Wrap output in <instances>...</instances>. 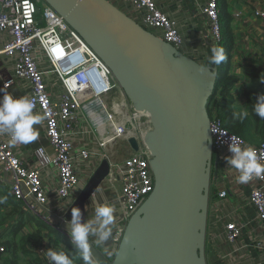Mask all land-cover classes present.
Wrapping results in <instances>:
<instances>
[{
    "label": "built area",
    "instance_id": "obj_1",
    "mask_svg": "<svg viewBox=\"0 0 264 264\" xmlns=\"http://www.w3.org/2000/svg\"><path fill=\"white\" fill-rule=\"evenodd\" d=\"M114 1H129L136 13L132 18L136 23L181 51L184 41L175 23L156 9L152 0ZM202 14L214 48L220 46L223 39L218 0H208ZM255 15L264 21V11ZM0 56L12 64L11 79L3 87L9 88L15 83L28 85L27 97L35 104L34 113L44 116V135L53 152L50 156L43 147L35 149L36 167L29 169L15 153L24 144H12L9 134H0V167L6 173V178L2 176V179L9 181L10 195L29 218L73 244L69 233L51 218V215L62 218L68 207L62 213L49 209L48 191L41 172L47 167L53 168L57 178L56 198L72 203L101 161L106 160L108 174L86 205L85 223L91 222L93 228H97L95 208L105 204L114 207L112 237L104 244H97L96 236L89 239L106 259L111 260L129 218L153 190L150 154L143 141L150 130L149 116L133 109L110 70L44 0H0ZM51 75L58 79L63 89L59 100H55L48 89ZM209 118L212 150L220 159L231 156L228 146L234 137L243 142L242 146L255 148L264 164V141L252 145L230 133L213 108H210ZM80 126L85 127L92 142L77 149L73 137ZM130 139H135L137 151L129 146ZM84 165L88 166V172L82 174ZM242 184L249 187V204L256 213L258 227L264 230V177H253ZM226 196L225 189L217 193L219 200ZM208 226L209 220L207 236ZM241 232V227L227 223L219 237L234 244ZM44 242L36 245L34 252L43 264H52L47 257L52 245ZM254 247L264 252V244L257 242ZM5 252L0 243V257Z\"/></svg>",
    "mask_w": 264,
    "mask_h": 264
},
{
    "label": "water",
    "instance_id": "obj_2",
    "mask_svg": "<svg viewBox=\"0 0 264 264\" xmlns=\"http://www.w3.org/2000/svg\"><path fill=\"white\" fill-rule=\"evenodd\" d=\"M44 2L110 70L133 109L150 119L143 141L153 190L129 218L111 260L89 240L96 264H207L209 191L220 163L212 150L207 106L219 66L186 56L109 0ZM128 143L138 150L135 139ZM108 170L102 160L63 217L51 215L52 220L69 233L71 208L77 207L85 223L86 205Z\"/></svg>",
    "mask_w": 264,
    "mask_h": 264
},
{
    "label": "crops",
    "instance_id": "obj_3",
    "mask_svg": "<svg viewBox=\"0 0 264 264\" xmlns=\"http://www.w3.org/2000/svg\"><path fill=\"white\" fill-rule=\"evenodd\" d=\"M109 1L131 18L136 16L129 1ZM152 1L156 9L175 23V28L184 41L181 52L200 64L214 65L210 63L214 44L208 36V24L202 14V8L206 6L208 0ZM218 9L222 26L229 30L228 43L230 45L226 54L227 59L219 67L221 72L226 70L228 75L235 79L230 90L233 100L231 108L236 115L240 116L247 112L246 93L264 94V82H262L264 79V21L255 15L256 12L264 11V0H218ZM42 66L45 70V64ZM11 70V62L5 61L4 57L0 56V99L4 95H11L14 98L27 97L29 87L25 83H15L9 88L3 87L4 83L11 79ZM48 83L52 97L59 100L63 93L60 82L51 75ZM34 128L39 132L38 139L15 150L18 158L29 169L36 167L33 152L38 147H43L50 156H53L44 135L43 121L34 125ZM2 135L7 136L8 134ZM73 142L77 149L91 144L92 139L85 132L84 126L76 129ZM249 144L257 145L258 143L250 142ZM87 170L88 166L84 165L81 169L82 174L87 173ZM2 176L3 173L0 170V243L3 244L9 238L14 237L15 227L23 223L21 230L14 237L16 243H18L19 235H21L20 238L31 236L38 229L40 235L46 238L43 241L50 243L52 248L57 244L65 248L60 241H54L55 239L61 240L56 234L47 229L40 230L31 218L21 214L9 193L7 183L9 181H4ZM238 177V170L227 165L225 157H221L218 170L212 172L210 184L212 191L208 209V245L217 254L216 259L219 264H264V252L261 253L254 247L257 242L264 244V230L258 227L255 220L256 213L249 204V187L238 182ZM41 178L48 191L49 209L58 213L64 212L71 201L60 202L56 198L57 178L53 168H45L41 172ZM223 189L227 191V196L219 200L217 193ZM227 223H234L242 229L241 236L234 244H228L222 237L221 239L219 237ZM52 241L57 244L54 243L56 244L54 245Z\"/></svg>",
    "mask_w": 264,
    "mask_h": 264
},
{
    "label": "clouds",
    "instance_id": "obj_4",
    "mask_svg": "<svg viewBox=\"0 0 264 264\" xmlns=\"http://www.w3.org/2000/svg\"><path fill=\"white\" fill-rule=\"evenodd\" d=\"M210 63L219 66L227 59L221 47L212 50ZM264 82V79H262ZM35 104L26 96L14 98L11 95H4L0 99V134L10 135L11 143L29 144L39 137V132L34 125L42 123L44 116L34 113ZM252 111L261 119H264V94H260ZM248 112L241 114L240 119L247 117ZM243 142L232 137L228 146L231 156H226V164L238 170L240 173L238 182L247 183L253 177H264V164L255 148L242 146ZM74 199V198H72ZM115 209L111 205H99L95 208V221L93 224L81 222V211L77 207L71 208V219L69 222V235L74 246L80 251L83 264H96L90 249V236L98 237L97 244L106 243L113 235L112 225L114 224ZM47 257L52 264H73L72 258L65 252L47 251Z\"/></svg>",
    "mask_w": 264,
    "mask_h": 264
},
{
    "label": "trees",
    "instance_id": "obj_5",
    "mask_svg": "<svg viewBox=\"0 0 264 264\" xmlns=\"http://www.w3.org/2000/svg\"><path fill=\"white\" fill-rule=\"evenodd\" d=\"M221 30L223 41L218 47L223 48L225 54H227L230 48L228 43L229 30L226 27H223L222 23ZM221 64H223V62ZM234 83L235 79L229 76L226 70L224 72L220 71L215 85L214 96H212L207 106L208 114H210V108H213L217 118L222 122L223 127L230 133L243 138L247 143L258 141L257 143L259 144L260 142L264 141V119H261L252 111V106L255 104L259 95L254 93L245 94L248 115L247 117L240 119L241 115H236L231 108L233 100L230 96V90ZM16 205L21 214L27 216V214H25L20 209L19 205ZM34 222L39 228L47 229L53 233L52 230L46 228L43 224L36 221ZM22 225L23 223H20L15 227L13 231L14 237L21 230ZM14 237L9 238L7 241L3 242V244L1 243L5 247L6 252L0 257V264H43L41 259L34 252L36 245L40 244L46 239L40 235V231L38 229L35 230L31 236L22 237L20 239L21 246H18V243L15 242ZM58 237L59 236H57V238ZM59 239L61 240L55 239L54 241H60L64 245L65 249L62 251L72 258L73 264H83L80 251L67 239L63 237H60ZM47 241L51 240L47 239ZM206 243H208V236H206ZM18 253H20L22 257H20ZM211 254L214 258L212 264H219L216 259L217 254L212 250Z\"/></svg>",
    "mask_w": 264,
    "mask_h": 264
},
{
    "label": "rangeland",
    "instance_id": "obj_6",
    "mask_svg": "<svg viewBox=\"0 0 264 264\" xmlns=\"http://www.w3.org/2000/svg\"><path fill=\"white\" fill-rule=\"evenodd\" d=\"M44 24H43V22H41L40 23V26H43ZM258 141H255V142H252V143H257ZM103 187H107V185L106 184H103ZM211 187H210V191H209V197H210V194H211ZM107 196L109 195V194H106ZM43 227V226H42ZM40 230H42V231H45L46 229H44V228H40ZM21 237V235H19L18 236V238H17V242H18V246H21V243H20V238ZM58 238H60V237H58ZM52 243L54 244V242L52 241ZM208 243H209V240H208ZM208 243H206V246H205V257H206V263L207 264H212L213 263V255L211 254V247H210V245H208ZM57 244V243H56ZM56 244H54V245H56ZM65 248H62L61 247V245H58L57 244V246H55L54 248H52V250L53 251H56V252H61L62 250H64ZM20 257H22L21 255H19Z\"/></svg>",
    "mask_w": 264,
    "mask_h": 264
}]
</instances>
